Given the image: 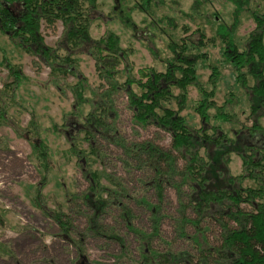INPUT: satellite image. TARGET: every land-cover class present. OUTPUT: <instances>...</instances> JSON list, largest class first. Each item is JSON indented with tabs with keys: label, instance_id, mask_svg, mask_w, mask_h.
I'll return each mask as SVG.
<instances>
[{
	"label": "rangeland",
	"instance_id": "obj_1",
	"mask_svg": "<svg viewBox=\"0 0 264 264\" xmlns=\"http://www.w3.org/2000/svg\"><path fill=\"white\" fill-rule=\"evenodd\" d=\"M98 1V19L92 26L91 34L94 39H98L108 29L116 32L122 39L123 48L133 52L128 58L133 73L150 67L159 72L165 71L166 60L172 56L169 50L171 42L183 44L186 39L188 54L205 55L198 63L200 83L207 89L211 88L210 75L213 67H217L221 79L213 100L219 107H229L232 93L233 102H236L230 111L234 116L232 122L216 120L213 118L216 111L212 110V124L221 127L232 140H239L242 144L246 143L247 146L256 147L258 151H264V112L258 122L261 133L252 138L245 137L249 135L247 129L254 125L255 117L250 110L251 104L246 90L237 83L234 68L225 58L223 44L217 34L219 27L226 25L233 30L237 44L243 48L248 35L256 26L248 10H238L236 0H152L150 5L146 0H120L125 7L122 13L124 23H121L120 20H111L115 17L113 8L117 5L116 0ZM157 3L161 7H157ZM262 5L261 0H253L249 7L253 11ZM140 7L146 11H141ZM164 15L172 19L175 28L170 26L167 20L161 22L160 19ZM148 22H155L163 31L148 28ZM64 31L65 26L61 21L54 26L43 22L41 28L46 45L57 50L60 55H65L66 52L62 49L65 45ZM201 33L204 35L203 40ZM79 52L75 57L79 59V74L87 81V95L93 97V91L98 95L107 91L108 83L97 71L94 57L87 51ZM4 57L14 65L20 66L23 74L30 79L19 90L22 98L20 102H24L29 108L19 110L12 107L8 111L18 122L19 128L26 129L32 121L33 110L43 127V138L51 149L52 157L51 177L44 186L43 193L49 199L48 207L60 209L73 221L76 232L72 237L76 240L83 238V253L88 261L83 264L96 261L115 264L118 257L122 264H137L142 245L138 231L153 233L156 222L160 235L151 237V247L162 254L171 252L176 258L181 256L178 260L180 264H196L203 255L202 249L220 247L221 229L211 218H206L200 223L206 239L203 246L196 243L198 234L193 223L186 225L184 235L180 234L178 222L182 218V196L180 197L172 184H166L163 199L160 200L151 186V170L139 163L135 153L131 156L126 151V147L145 141H152L169 150L172 138L169 133L155 126H149L147 129L136 126L123 90L115 93L109 103L113 108L112 114L105 116L109 130L98 132L90 139L80 132L81 126L78 125L77 115L74 114L76 100L72 87L77 83L75 75H60L57 80L60 88L54 82L47 86L46 84L52 81L50 66L39 57L15 46L11 39L0 31V62ZM120 68L123 69L124 66ZM120 79V83H123L126 76L122 75ZM12 81L8 69L0 63V90ZM250 83L252 84L253 80H250ZM174 91L175 95L180 94L179 89ZM201 98L197 88L190 87L187 107L182 112L188 124L195 128L202 125L196 112L197 103ZM172 107L178 108L175 102ZM92 110L91 104L83 107L85 116ZM65 124L67 127L62 128ZM91 144L100 156H93L96 161L89 168L105 171L117 178L126 188L117 198V203L106 208L100 217L103 231L119 236L124 241V246L118 239L98 236L89 229V216L93 210L86 206L81 198L90 187V181L79 165V158L70 152V147L75 145L81 151H90ZM32 157V146L25 138L16 134L13 126H0V243L8 245L13 253L11 256L0 252V264H79L81 253L77 246L64 240L59 235L58 224L44 216L29 200L28 193L43 179ZM220 157L213 160L217 162L214 163L216 168L225 169L227 165V170L232 176L242 173L243 162L236 148L230 152L229 162ZM184 165L185 161L179 157V168L183 169ZM178 181L177 177L176 182ZM103 183L108 185L106 180H103ZM244 186L257 187L250 180H246ZM182 191V194H185L187 188L183 187ZM108 197L105 193L104 198ZM154 204L160 207L156 214L151 209ZM242 207L249 211L252 209L246 204ZM124 211L130 212L131 228ZM185 214L191 221L197 220L192 208H188ZM187 254L190 256L188 260L184 259Z\"/></svg>",
	"mask_w": 264,
	"mask_h": 264
},
{
	"label": "trees",
	"instance_id": "obj_2",
	"mask_svg": "<svg viewBox=\"0 0 264 264\" xmlns=\"http://www.w3.org/2000/svg\"><path fill=\"white\" fill-rule=\"evenodd\" d=\"M252 1L236 0L237 9L248 10L256 25L243 48L237 44L232 29L222 25L217 30L223 44L224 56L234 68L237 83L246 90L251 104L250 110L255 117L254 125L247 129L249 135L245 137L249 138L261 133L258 122L264 112V0H261L263 5L253 11L249 7ZM146 2L150 5L152 0ZM115 3L118 6H114L115 17L111 20L124 23L122 13L125 7L120 0ZM98 6V0H0V31L7 35L15 46L39 57L50 66L52 81L48 82L47 86L54 82L60 88L57 82L60 75L73 74L77 77V83L72 87L76 100L74 114L77 115L78 125L81 126L80 132L85 133L88 138L91 139L103 130H109L105 116L112 114L113 108L109 103L119 90H123L128 98L136 126L142 129L155 126L171 135L172 144L169 150L152 141H145L126 147V151L130 155L135 153L139 163L151 170V186L160 200L163 199L166 184H172L180 197L182 196V218L178 222L180 234L184 235L186 225L193 223L198 234L196 243L203 246L206 239L200 223L206 218H211L220 226V247L207 246L208 249H202L203 255L196 264H264V151H258L256 147L247 146L246 143L242 144L239 140H232L221 127L212 124V110L216 111L213 116L216 120L232 122L234 116L230 111L236 105L232 93L228 102L231 108L219 107L213 100L221 79L219 69L213 67L209 79L211 88H205L198 77V63L205 55L188 54L187 42L184 39L183 44L169 43L172 56L166 60L165 71L159 72L150 67L133 73V67L128 60L133 52L123 48L122 39L116 32L108 29L100 38H93L91 30L98 19ZM156 6L161 7L158 3ZM140 8L141 11H146L143 7ZM160 20H167L169 25L175 28L168 15H164ZM58 21L65 26V45L62 46V49L66 50L65 55L58 54L57 50L46 45L41 33L43 22L54 26ZM148 23V28L163 31L155 22ZM203 37L201 33V40ZM86 51L94 57L97 71L108 83L107 91L100 95L93 91V97L87 95V81L79 74V59L75 57L78 52ZM0 63L8 69L13 78L10 84L0 90V126L10 124L18 136L30 143L33 149L32 161L37 163L43 176L42 182L28 193L29 200L44 216L58 224L59 235L64 240L77 246L81 253L79 264H83L87 261L83 253V238L76 240L72 237L76 232L73 221L60 209L48 207L49 199L43 193L52 169L51 149L43 138V127L33 110L32 121L26 129L19 128L18 122L8 111L12 107L19 110L29 108L24 102H20L22 98L19 90L30 79L23 74L20 66L14 65L7 57ZM121 66L124 68L121 69ZM122 75L126 76V80L120 83ZM250 80H253L252 84ZM194 86L202 97L196 107L202 123L200 128L190 126L182 115L187 107L189 88ZM175 89H179L180 94L175 95ZM174 102L178 106L177 109L172 107ZM87 104H91L93 110L85 116L83 107ZM233 148H236L243 162V171L238 176H232L227 170V165L225 169L216 168L217 162H213L220 156L229 162V154ZM70 152L79 158V165L90 181V187L81 198L83 203L93 210L89 216V229L98 236L118 239L124 246V241L119 236L103 231L100 217L106 208L117 203V198L126 191L125 186L105 171L89 168L100 156L93 144L90 151H81L72 145ZM179 157L185 161L183 169L178 166ZM103 180H106L108 185L103 183ZM246 180L254 182L257 187L244 186ZM183 187L187 188L186 195L182 194ZM105 193L108 198H104ZM243 204L251 206L252 209H244ZM124 208L127 211V208ZM188 208L195 211L196 221L187 218L185 213ZM151 209L156 214L160 207L154 204ZM125 211L128 226L131 228L130 212ZM138 234L142 245L137 264L181 263L178 261L181 256L176 258L171 252L162 254L151 247V237L160 235L157 222L153 233L138 231ZM0 252L13 256L8 245L3 243H0ZM189 258L188 254L184 257L186 260ZM89 264L103 263L96 261ZM115 264H122L119 257Z\"/></svg>",
	"mask_w": 264,
	"mask_h": 264
}]
</instances>
